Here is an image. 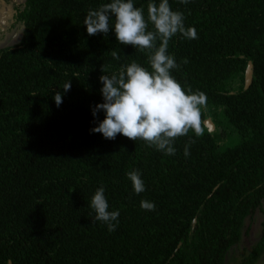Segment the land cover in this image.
<instances>
[{
	"label": "trees",
	"instance_id": "trees-1",
	"mask_svg": "<svg viewBox=\"0 0 264 264\" xmlns=\"http://www.w3.org/2000/svg\"><path fill=\"white\" fill-rule=\"evenodd\" d=\"M109 2L26 0L15 12L22 39L0 50V264H226L248 220L264 214V0H169L197 33L169 41L172 75L207 97L202 134L177 138L175 155L91 131L105 118L92 115L104 102L100 76L132 61L151 70L148 51L119 44L114 30L87 34L88 11ZM133 2L147 20L148 0ZM232 135L238 143L222 148ZM99 187L120 213L112 232L90 206ZM263 256L264 220L243 264Z\"/></svg>",
	"mask_w": 264,
	"mask_h": 264
},
{
	"label": "clouds",
	"instance_id": "clouds-1",
	"mask_svg": "<svg viewBox=\"0 0 264 264\" xmlns=\"http://www.w3.org/2000/svg\"><path fill=\"white\" fill-rule=\"evenodd\" d=\"M187 4L189 0H181ZM114 17V24L110 21ZM184 14L173 11L169 0H148L147 20L144 9L134 6L133 0H111L96 10H89L84 20L87 34L95 36L110 29L114 30L119 44L131 45L140 50H147L150 69L136 61L121 65L117 72L100 76L103 85L101 94L103 103L97 104L93 117L104 112L105 118L91 131L100 133L107 140H114L121 134L129 140H142L148 147H154L166 155H175L174 142L186 136L189 131L196 135L203 132L202 109L207 104L206 94L188 87L187 90L172 75V70L179 69L173 55L168 54L169 41L178 33L188 39H196L194 27H185ZM151 23L154 30H148ZM159 41V44H157ZM111 55L119 59L113 50ZM182 63H188L187 60ZM106 69L102 65L101 72ZM71 89V81L63 86V92L54 94L57 106L62 103L63 93ZM36 95L35 92L32 94ZM189 154L185 146V155ZM135 193L145 191L144 181L138 170L127 174ZM74 191V190H72ZM91 208L95 211V220L107 224L108 231H115L120 215L119 211H109L104 187H99L91 198ZM141 208L154 211L155 204L141 201Z\"/></svg>",
	"mask_w": 264,
	"mask_h": 264
},
{
	"label": "rangeland",
	"instance_id": "rangeland-1",
	"mask_svg": "<svg viewBox=\"0 0 264 264\" xmlns=\"http://www.w3.org/2000/svg\"><path fill=\"white\" fill-rule=\"evenodd\" d=\"M26 0H0V50L18 44L23 36V24L15 20L16 10L21 9ZM237 135L223 139L222 148L238 143ZM264 214L258 211L251 221L248 220L240 243L232 248L226 264H243L244 258L251 252L262 232ZM256 264H264V256Z\"/></svg>",
	"mask_w": 264,
	"mask_h": 264
},
{
	"label": "water",
	"instance_id": "water-1",
	"mask_svg": "<svg viewBox=\"0 0 264 264\" xmlns=\"http://www.w3.org/2000/svg\"><path fill=\"white\" fill-rule=\"evenodd\" d=\"M245 81H246V87L248 88L251 84V81H252V66L251 65H249L247 68ZM206 126L209 128H214L212 121L209 119L206 122Z\"/></svg>",
	"mask_w": 264,
	"mask_h": 264
}]
</instances>
